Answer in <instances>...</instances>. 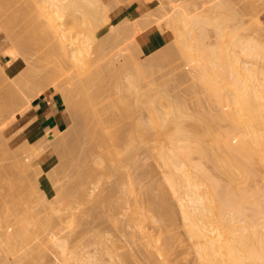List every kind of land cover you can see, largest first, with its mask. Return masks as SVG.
<instances>
[{
    "label": "bare ground",
    "instance_id": "1",
    "mask_svg": "<svg viewBox=\"0 0 264 264\" xmlns=\"http://www.w3.org/2000/svg\"><path fill=\"white\" fill-rule=\"evenodd\" d=\"M105 1L106 0H30V2L33 3L34 9L48 19L54 37L60 43L58 45L61 46L60 49L64 57L71 60L77 67L83 65L85 67L88 66L87 69L91 68L92 62L94 63L101 59V47L94 48L92 46L94 41L98 39L96 32L101 28V23H97V21L101 16H104L106 22H109L113 17V10H110V7L108 9V6H106L108 3ZM123 1L125 0H117L116 6L122 4ZM205 2L210 3L207 1ZM205 2L204 0L198 2L199 4L201 3V5L194 2L197 3L195 4L197 10L194 4L191 6H194L196 12L199 10L203 13L205 7L202 4ZM231 2L229 1L230 4ZM25 3L28 2L26 1ZM180 3H182V0ZM180 3H177L170 15V28L171 31H173L172 35L169 36L168 30L170 28L167 29L166 27L156 32L158 34L156 37L166 44L162 48L163 50H159L169 56L171 54V49L167 45L168 42L173 41L177 45L178 49L196 68L198 85L195 86V89L203 92L217 107V114L214 116H207L204 114L195 115L190 113L186 105L183 104L176 94L171 96L170 92H166L168 90L165 88L167 85L161 87V90H159L157 86L159 90L158 96H156L157 93L155 95L153 93L155 89L153 92L150 89L146 90V92H140L141 82L145 80V78L147 79V77L151 76V74L156 71L157 67H160L157 66L158 64L151 65L146 61V58L152 55L147 54V43L145 41L148 35H146L140 40V51L133 52L128 48H124L126 52L122 50L117 53L115 57V62L120 72H127V83L123 84L118 81L119 79L115 81L114 88L111 92L112 96L110 95L112 99L109 100L111 102V104L109 103L111 105L110 116L107 119H101L97 116L100 110L96 109V106V108L94 107L98 101V96H100L99 94H101L100 90L103 89V83L97 78L98 74L93 75L96 73H91L90 71V74H88L90 76H88V78L86 76V79H83L85 80L81 86L83 95L80 92L83 98L81 97L79 104L81 107L87 108L90 115H95L97 121L93 120L96 122L97 128L90 131L93 137V145L91 148H100L102 151L94 163L99 164L101 167L100 169H102V174H99L100 176L116 175L120 178V176L122 177L123 175V178L118 179L120 181L125 179V163L134 162L137 156H135V153L136 151L137 153L139 152L141 145L144 148H149L151 145V150L153 149V152H156L153 153L155 156L153 155L152 158L154 159V157L157 156L164 167L163 169H165V172H163L165 174L163 175L165 178L164 181L168 182L173 193L178 196V199H176L180 202H178V204L180 205L179 207H181V213H183L181 215L184 216V228H186L185 231H187L188 238L192 240L193 251L195 250L194 253H196L197 256L196 264H264V203L261 202V199L264 197V190H260V188L255 186L256 184L253 187L252 183L249 184L259 176L264 178V38L262 40V37L255 35L254 37L252 36L251 39H248L249 35L246 33H244V36L243 34L238 36V27L241 28L240 24L242 22L240 20L241 17H239V19L237 18L240 11L239 13L236 12L238 10H235L233 7V2L231 4L233 5L232 9H229V6H226L229 4L228 2L221 0L215 1V3H211L213 8H211V10L206 9L208 11H205V13H209L212 9L214 12L215 9L214 15H212L211 12V15L208 13L205 15L204 13V15L201 14L202 16L198 15L199 11L198 14L194 12L196 15H191L192 11L189 6H183L185 3H182L183 5L181 6L183 7H177ZM225 3L228 4L225 5ZM263 4L264 1L258 0L257 4L251 2L249 7L253 10L256 6L261 7ZM212 5H208L207 7L210 8ZM199 6H202L203 10H201L202 8L199 9ZM22 8H24L23 5ZM27 10L30 11L29 8L22 11L27 12ZM77 14L82 17L80 20L82 29L78 35L69 38L65 27L66 19H69L68 17L70 16L76 17ZM19 17L21 16L19 15ZM236 18V21H231ZM5 23L6 22H4V24ZM207 25L211 26L212 30L214 29V34L216 32V41L214 40L213 43H209V41L207 42L205 39L208 38V34H211L208 32L209 29ZM230 25L237 28L236 34H234V31H236L235 28H232V26L230 28ZM227 27L229 28L227 29ZM259 27L262 29L260 31L264 32V26L259 25ZM255 28V30H257L258 25ZM260 28H258V32ZM239 37L240 39L244 37L247 38L240 40ZM65 39L68 40L69 44L65 42ZM55 47L56 46H54V48ZM55 51H58V49ZM91 76L96 77L97 80ZM98 79L100 80L98 83L99 85H95ZM147 81H149V79L146 80L145 83ZM150 84L151 85L148 84L149 87L154 85L152 83ZM163 88H165V90H163ZM150 92L156 97H153ZM117 94L120 102L119 104L121 105V110L118 111ZM130 95H133L137 101L147 106L150 112L148 114H151L149 119L147 118L145 120L143 118L145 116L140 117L134 114L132 104L127 100V97ZM157 97L167 100L168 104H166L165 101V105H169V107H167V109L158 108L156 105ZM96 116L100 119H97ZM136 116L140 119L135 118ZM93 117L94 116H92V118ZM189 119H191V121H189ZM125 120L130 121L129 125L128 123L126 124V122L123 123ZM222 122L227 123L228 127L226 129H221ZM154 129H156L157 133H154ZM153 134H156V136L157 134L158 136L162 135L168 146L165 144L158 145V141L157 143H153L152 141L156 139L153 140ZM150 142L153 144H150ZM156 147L158 149H156ZM154 149L157 151H154ZM151 152L152 151L148 154L152 155ZM124 160H126L125 163H123ZM206 162L212 163L213 168L211 167V170L206 167ZM87 168L85 167L84 170L82 169L83 177H89L91 179L94 177V180H96L98 178V173H101L100 170L96 172L94 169ZM81 172L82 171H80V173ZM80 177L82 178V174H80ZM123 181L122 184L126 182L125 180ZM121 182L122 181H120V183ZM128 182L129 184L125 183V186L127 184L128 188L126 190L124 189V192H122V184L120 185V183L113 188L114 195L116 192L122 193L117 196V200L112 201L113 210H115L113 214H115V212L119 214L123 212L121 210L125 208V205H127L129 201L125 193H134V181L132 180L131 182L129 178ZM74 186L75 189L70 191L73 192L75 190V193L72 194V192L70 193V191H68V193H70L69 198L68 193L67 196L65 194L67 201L64 203L66 206H72L78 197L81 198V194H85L86 190L83 191L82 188H77L78 190H76V185ZM83 196L84 195H82V197ZM152 196L151 194L149 197L151 200V210L146 208L148 205L143 208V205L141 206V204L135 202L132 205L131 211L127 213L126 223L129 227H132L133 236L136 234L142 236L143 242H145L149 252L153 255H157V258H159L158 256L161 257V260L158 259L159 263H155L174 264L170 257L171 254L174 253L173 247H169V244L163 239L162 234L155 237L147 226V221L155 220V215H159L158 213L161 212L160 210V212L156 211L160 207L156 206V204L159 205V203L156 202V204H154L158 197L154 196L152 198ZM155 197L157 198L154 200ZM159 197L161 198V196ZM60 199L61 198H59V200ZM63 199L64 197H62L61 200ZM161 202L163 203L162 200ZM152 203L155 206H152ZM246 205L251 207V210L250 207H247L250 212H247ZM161 206V209L165 207L164 205ZM11 209L12 208H10V210ZM112 217L115 218L113 219L115 223L117 222V227L121 225L119 218H116V214ZM4 218L8 219L6 215ZM21 218L23 219L24 217ZM159 218L157 216V219ZM6 219H4V222L7 221ZM157 219L155 221H158ZM1 221L2 219L0 222ZM4 222L0 223V229L4 226L7 228L4 231L2 229L0 230L3 231L0 232V250L11 246L9 248L10 252H8L6 248L5 251L9 253V255L11 253V256L17 252L16 257L19 259L16 258L14 263L19 261L23 262L25 259L28 260L30 256H40V250H43L42 248L47 243V238L44 237L46 236V233H44L46 225L44 226L41 224L42 226H38V228L35 227V234L32 235L29 233H33L32 230L35 229L34 227L28 232L25 226H23V228L22 225H18L17 233L16 229L11 230L12 226L8 223L7 224L11 226V228L6 226L7 224H4ZM28 225L31 227V223ZM20 227L22 229H20ZM168 228H170L168 232H170L171 228L173 231L175 229L174 226ZM40 231L44 234H39ZM36 232L39 234V237ZM35 235L37 236L35 237ZM40 235L42 238H40ZM170 237L173 239L172 235L169 236V238ZM101 239H103V237H101ZM176 239L177 237L171 241H176ZM115 241L116 239L114 240V238H112L111 244L113 252L118 256L120 252L118 250L117 254L116 251L119 245L117 246L116 243L118 242ZM19 242L23 244V253L20 251L22 245L19 244ZM123 245L125 246V244ZM16 246H20V248H18L19 251H16L18 250L15 249ZM58 246L60 247L59 253L63 261L62 263L72 264L70 260L71 251H69L67 242L65 240L61 241ZM18 253H21L20 257ZM129 254L130 253H128V255ZM128 255L126 254V256ZM126 256L124 255L123 257L120 254V264H127L128 257ZM76 257L80 260L85 259L84 254H79V252ZM111 257H113V255H111ZM154 257L155 256H153V258ZM86 260L87 262L82 264H89V259ZM154 260L157 259H153L151 263H153Z\"/></svg>",
    "mask_w": 264,
    "mask_h": 264
},
{
    "label": "rangeland",
    "instance_id": "2",
    "mask_svg": "<svg viewBox=\"0 0 264 264\" xmlns=\"http://www.w3.org/2000/svg\"><path fill=\"white\" fill-rule=\"evenodd\" d=\"M26 1L28 3H25ZM145 1L148 4L146 9L141 12L137 18L132 20L125 19L122 22L118 20L111 22V20H109L107 23L104 16H101V20L99 19L97 21V23H101V28L96 32L98 39L92 44L94 48L101 47V59L97 62H92L89 70L87 69L88 66L85 67L83 65L77 67L71 60L64 57L60 49L61 46L58 45L60 43L54 37L48 19L34 9L33 3L30 2V0H0V220L2 219L1 222L3 223L4 219H6L4 218L6 215L8 219H6L7 221H5L4 224L8 223L11 225L12 228L8 224L6 226L10 227L11 230L16 229V232L18 230V225H22V227L25 226L28 232L31 231L32 227L38 228V226H42L41 224L44 226L46 225V230H44L46 236L44 237L47 238V243L42 248L43 250H40L39 257L30 256L28 260L25 259L23 262H15L16 264H63L59 253L60 247L58 245L64 240L69 246V251H71L70 260L72 264L85 263L87 262L86 259H89V264H100L101 262V264H120V254L124 257V255L126 256L128 253L130 254L126 256L128 257L127 264L159 263L158 259L161 260V257L158 256L159 258H157V255H153L149 252L145 242H143L142 236L140 234L133 236L132 227H129L126 223L127 213L131 211L132 205L135 202H138L141 206L143 205V208L148 205L146 208L150 209L151 200L149 197L151 194L153 195L152 198L157 196L160 199L159 200L157 197L154 198V200L157 198L154 204H156V202L159 203V205L156 204V206L162 207L161 205H164L165 207L162 208L163 210L160 207L159 209L156 207V211L160 210L161 212L159 211V215H155V220L157 216L161 218L157 219L158 221H147L149 231L155 237L162 234L163 239L169 244V247H173L174 253L171 254L170 257L174 264L197 263V256L196 253H194L195 250L193 251L194 248L191 243L192 240L188 238L187 231H185L186 228H184L185 221L183 220L184 216L181 215L183 213H181V207H179L180 205L178 204L179 201H177L178 196L173 193L168 182L164 181L165 178L163 175L165 174L163 172H165V169H163L164 167L161 161L158 160L157 156V158H152L154 155L153 153L156 152H153V149L151 150L150 144L154 142L157 143L158 141L160 143H157L158 145L165 144L168 146L165 138L162 135L158 136L159 133L157 136L153 134V140L156 138V141H152L153 143L150 142L149 148H144L141 145V149H138L139 152L137 153L136 151L135 153V156H137L134 162H128V164H126V160H124L123 163L126 165L124 166V172L126 171V173L124 176L125 179L123 180H125L127 184H129V178L131 182L132 180L134 181V193L125 191V195L129 201L127 200V205L121 210L123 211L122 213L120 212L119 214L115 212L116 218H119L121 222L118 228L117 222L115 223L114 220L115 218L112 217L115 215L113 214L115 210H113L112 201L117 200V196L122 193L116 192L114 195L113 188L120 183V181H122L120 185L124 182L123 180H118L123 178V175L122 177L120 176V178L116 175H105L104 177L99 175L102 174V169H100V165L94 163V161L96 162L102 151L100 148H91L93 145V137L90 131L97 128L96 122H94V120H96L95 115L91 114L94 116L92 118L88 109L81 107L79 104V100L81 97L83 98V96H81L83 91L81 86L83 81H85L83 79H86V76L87 78L90 76L88 75L90 71L91 73L94 72L96 74L93 75L98 74L97 78L103 83H101L103 89L100 87L101 94L98 96L97 105H94V107H97H95L96 109L100 110L97 116L101 119H107L110 116L111 102L109 100L112 99L111 92L114 88L115 81L119 79V82L123 84L127 83V72H120L115 62L117 53L125 50L124 48H128L133 52H138L141 48V44H139L140 40L146 35H149V32H157L163 27L169 29L170 15L173 9H175L174 7H176L177 3H180L181 0ZM205 1L210 3H206ZM215 1L204 0L205 3L202 5L205 7V11H208L206 9L211 10V8H213L212 4L213 2L215 3ZM221 1L228 3L232 1L234 6L231 5L232 2L231 4L225 3V5L228 4L226 6H229V9H232L233 6L235 10H238L236 11L238 13L240 11L241 16L237 14V18L239 19V17H241V28L238 27L237 32V28L232 26L237 22L230 25V28L232 26V28L236 30L234 34L237 32L238 36L241 34L244 36V33H246L249 35L248 39L258 35L262 37L261 39L263 40L264 32L260 31L262 29L259 25L264 26V4L261 6L262 8L256 6L255 9L251 10L249 7L250 3L254 2L257 4L258 0ZM105 2L108 3V5L105 3L108 9L110 7V10H113L117 0H114V2L106 0ZM194 2L198 3L201 2V0H182V3L185 4L183 5L180 3L177 7L181 8L188 5L192 11L191 15H196L199 10L196 12L197 8L195 4L197 3ZM21 4L26 8H22ZM193 4L196 10H194V6H191ZM198 5H201V3H198ZM208 5L212 6L208 8ZM27 8H29L30 11H22ZM199 9L203 10V7L201 6ZM205 11L203 13L199 11L198 15H204ZM211 12L212 15H214L215 9L214 12L213 9ZM211 12L206 13L211 15ZM19 15L21 17H19ZM68 18L69 19H66L65 27L68 37L70 38L81 32L82 25L80 24V20L82 17L77 14L76 17L70 16ZM237 18L231 21H236ZM4 22H6V25ZM257 25L258 28H260L259 32L258 28L255 30ZM207 27L209 29L208 32L211 34H208V38L205 39L207 42L213 43L214 40L216 41V32L214 34V29L212 30L211 26L207 25ZM228 28L229 27H227V29ZM172 33L173 31H171L170 28L168 30L169 36L172 35ZM244 38L240 39L239 37L240 40H244ZM65 42L69 44L66 39ZM165 45L166 44H157L155 47L147 50V54H152L149 58H146L148 64H158L157 66L160 67H157L158 69L156 68V71L152 73L151 76L147 77V79L145 78V80L141 82L140 92H146V90L149 89L153 92L155 89L153 93L154 95L157 93L156 96H158L161 87L167 85V87H165L168 89L166 92H170L171 96L176 94L183 104L186 105L190 113L195 115L204 114L207 116L216 115L218 112L217 107L203 92L195 89V86L198 85V80L194 64L188 61L173 41H169L167 44L171 49V54L167 56V54L161 51ZM54 46L56 47L54 48ZM57 49L58 51H55ZM99 79L95 85H99ZM148 79L149 81L147 82L149 85H151L150 83L154 84L151 87H149L147 82L145 83ZM165 88H163V90H165ZM51 91H56L62 96L72 115L71 124L60 132L56 131L53 133L50 129H46L47 136L39 139L36 143H32V139H27L25 134L22 133L24 127L21 128V124L24 120L21 119V116L31 107L34 98L43 93L49 94ZM152 92H150L151 95L156 97ZM127 100L131 102L135 115L140 117L145 116L146 118L143 117L145 120L150 118L151 114H148L150 112L147 106H144L142 102L137 101L133 95L128 96ZM165 101L166 104H168L167 100L157 97L156 105L158 108L167 109L169 105H165ZM117 102L118 111L121 110L118 94ZM137 116L135 118L140 119ZM189 121H191V119H189ZM125 122L129 125L130 121H123V123ZM227 127V123H221V129H226ZM154 130V133H157L156 129ZM156 143L155 145L157 146ZM153 147L155 148L154 145ZM156 149L158 148L156 147ZM149 150L152 151V155H149ZM154 151L157 150L154 149ZM85 167L87 169H94L96 172L100 170L101 173H98V176L96 173L98 177H96V180H94V177L93 179L83 177V170ZM206 167L211 170V167L213 168L212 163L206 162ZM80 171L82 172L80 173ZM80 174H82V178ZM257 178H255L256 180H252L249 184L252 183V187L256 184L255 186L260 188V190H264V178L262 176ZM125 183L121 185L123 189L122 192H124V189L126 190L128 188L127 184L125 186ZM74 185H76V190L79 188H82L83 191L86 190L85 194H81V198L78 197L72 206H66L65 203L67 200L65 194L67 196L68 191L75 189ZM74 191H70V193L72 192L73 194L75 193ZM70 193H68V198ZM160 193L166 194L161 195ZM82 195L84 196L82 197ZM159 196H161V198ZM62 197H64L63 200H61ZM59 198L61 199L59 200ZM262 199L264 200V197ZM262 199L261 202L264 203ZM154 204L152 203V206H155ZM247 207L250 206L246 205V209ZM10 208L12 209L10 210ZM247 212L250 211L248 210ZM20 216L24 218L22 219ZM30 223L31 227L28 225ZM170 226H174V231L171 228L170 232H168L170 229L168 227ZM4 227L1 228L3 231L7 228ZM36 228H32L33 233L31 232L29 234L34 235ZM20 229L22 228L20 227ZM41 233L40 231L39 234ZM172 233H175L174 235L176 236ZM36 234L39 237L37 232ZM37 235H35V237ZM171 235L173 239H171V237L169 238ZM101 237H103V239H101ZM176 237V241H171ZM40 238H42V236ZM112 238H114V240L116 239L115 242H118L116 243L117 246L119 245L116 251L117 254L118 250L120 252L118 256L113 252L111 244ZM166 238L169 239L167 240ZM21 242H19V244H21ZM21 245L22 248L16 246L15 249L20 248V251L23 253L24 247L23 244ZM10 247H5L8 252H10ZM5 248H2L4 251L0 250V264H15L14 261L18 258L16 257V251H19V249L15 251L11 248L16 252L11 256V253L9 255V253L5 251ZM78 252L79 254L83 253L85 259H78L76 257L78 256ZM20 255L21 253H18L19 257ZM111 255H113V257H111ZM153 256L156 258H153ZM153 259H157L158 261L154 260V262L151 263Z\"/></svg>",
    "mask_w": 264,
    "mask_h": 264
},
{
    "label": "crops",
    "instance_id": "3",
    "mask_svg": "<svg viewBox=\"0 0 264 264\" xmlns=\"http://www.w3.org/2000/svg\"><path fill=\"white\" fill-rule=\"evenodd\" d=\"M108 1L114 2V0ZM147 5L145 0H125L113 8L111 22L137 18ZM156 35H158L156 32H149L145 41L147 50L157 44H164ZM21 119L24 120L21 124V128L24 127L22 133L27 139L31 138L32 143H36L47 136L46 129H50L53 133L65 130L71 124L72 115L62 96L56 91H51L49 94L43 93L34 98L31 107L21 116Z\"/></svg>",
    "mask_w": 264,
    "mask_h": 264
}]
</instances>
